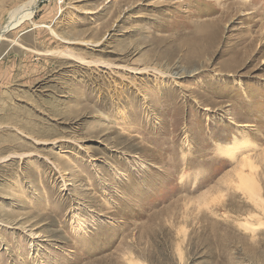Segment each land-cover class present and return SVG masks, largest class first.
<instances>
[{
  "label": "rangeland",
  "instance_id": "rangeland-1",
  "mask_svg": "<svg viewBox=\"0 0 264 264\" xmlns=\"http://www.w3.org/2000/svg\"><path fill=\"white\" fill-rule=\"evenodd\" d=\"M0 264H264V0H0Z\"/></svg>",
  "mask_w": 264,
  "mask_h": 264
},
{
  "label": "bare ground",
  "instance_id": "bare-ground-1",
  "mask_svg": "<svg viewBox=\"0 0 264 264\" xmlns=\"http://www.w3.org/2000/svg\"><path fill=\"white\" fill-rule=\"evenodd\" d=\"M31 6H27L26 7V11L24 13L21 14V17L19 20H17L16 22L12 23L8 29H13L15 27H17L18 25H20L23 21H25L26 19H29V16L31 15L32 13V10L30 9ZM206 25V24H205ZM208 29L210 30V24L204 28H199V32L200 33H203V40L201 41V44L203 45H207L210 41H211V35H209L207 32H208ZM195 44V43H194ZM67 55L75 58V56H73V54L71 53H67ZM79 59V58H77ZM80 60V59H79ZM82 61V60H80ZM86 64H96V62H86ZM113 65V64H112ZM130 71V70H129ZM246 156L243 157V160H242V168H246L248 167L251 171V173L253 174V170H254V167H253V158L251 157H248V158H245ZM256 165V164H254ZM255 169L256 166H255ZM256 172V171H255ZM252 174H244L243 171L240 172V178L242 179L243 181V185L247 187V190L250 192L251 196L253 198L256 199V201H259L258 203H261L263 204V201L261 200V194H260V188H259V185L257 183V180L255 179V177L252 175Z\"/></svg>",
  "mask_w": 264,
  "mask_h": 264
}]
</instances>
